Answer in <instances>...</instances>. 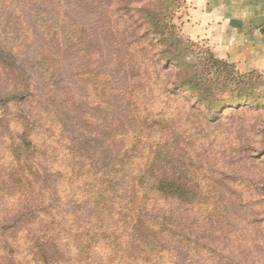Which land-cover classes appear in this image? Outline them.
<instances>
[{"label":"trees","instance_id":"obj_1","mask_svg":"<svg viewBox=\"0 0 264 264\" xmlns=\"http://www.w3.org/2000/svg\"><path fill=\"white\" fill-rule=\"evenodd\" d=\"M153 6L127 11L139 23L130 17L133 25L120 37L132 130L124 132L106 114L103 152L62 131L56 134L55 208L68 198L73 211L62 219L50 214L45 198L53 196L46 186L35 191L42 203L8 207L0 218V264H175L160 237L206 264H254L246 242L224 217L225 204L205 198L217 194L200 154L208 140L180 125L199 104L207 127L223 120L226 109L232 115L247 102L246 90L253 92V77L239 76L234 65L213 56L187 60L190 45ZM72 27L69 23L67 40L81 51ZM79 75L86 79L88 98L96 99L95 73L82 69ZM184 89L187 97L197 96L188 109L178 105ZM56 90L63 92L57 85ZM79 116L78 135L87 138L91 116ZM181 150L185 165L178 170ZM227 180L236 186H224V194L242 202L240 176ZM239 209L251 214L248 203Z\"/></svg>","mask_w":264,"mask_h":264},{"label":"rangeland","instance_id":"obj_2","mask_svg":"<svg viewBox=\"0 0 264 264\" xmlns=\"http://www.w3.org/2000/svg\"><path fill=\"white\" fill-rule=\"evenodd\" d=\"M145 4L164 13L177 35L190 45L187 60L217 58L212 42L190 18L186 0H0V218L10 212V206L42 203L43 198L38 199L35 191L43 186L53 196L45 198L50 214L62 219L72 213L68 198L59 201L57 212L55 208L59 131L72 141H86L103 152L106 114L124 132L132 130L123 96L121 59L126 50L120 37L131 22L139 23L137 15L127 11ZM69 23L83 43L81 51L67 40ZM222 61L234 65L239 76L253 77V92L249 88L243 94L247 102L232 115L231 109L224 110L225 118L209 127L203 118L204 105H196L189 120L182 117L180 125L208 140L200 154L206 159L204 170L216 183L212 186L217 194L205 198L225 204L223 215L246 242L249 261L264 264V72L244 71ZM82 69L95 73L92 81L99 85L96 99L88 98L86 79L79 75ZM56 85L63 92L56 90ZM181 91L178 105L188 109L197 96L190 98L187 89ZM81 112L91 116L87 138L78 135ZM184 155L185 150L178 151V170L185 165ZM232 174H238L245 187L243 194L238 191L242 202L222 191L224 186H236L227 180ZM239 203H248L251 214L240 210ZM160 239L175 264H206L164 237Z\"/></svg>","mask_w":264,"mask_h":264},{"label":"crops","instance_id":"obj_3","mask_svg":"<svg viewBox=\"0 0 264 264\" xmlns=\"http://www.w3.org/2000/svg\"><path fill=\"white\" fill-rule=\"evenodd\" d=\"M214 55L244 71L264 72V0H186Z\"/></svg>","mask_w":264,"mask_h":264}]
</instances>
